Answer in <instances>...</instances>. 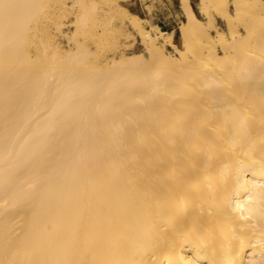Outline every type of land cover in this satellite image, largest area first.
Listing matches in <instances>:
<instances>
[{"label":"bare ground","instance_id":"bare-ground-1","mask_svg":"<svg viewBox=\"0 0 264 264\" xmlns=\"http://www.w3.org/2000/svg\"><path fill=\"white\" fill-rule=\"evenodd\" d=\"M140 1L0 0V264H264V0Z\"/></svg>","mask_w":264,"mask_h":264},{"label":"rangeland","instance_id":"rangeland-1","mask_svg":"<svg viewBox=\"0 0 264 264\" xmlns=\"http://www.w3.org/2000/svg\"><path fill=\"white\" fill-rule=\"evenodd\" d=\"M134 2V3H133ZM131 3H133L135 6L132 8L133 12H137V14H139L142 17H145L144 14H147V11L145 9V6L142 4V2L140 0H131ZM136 7V8H135ZM178 13H181V10L179 9V7L177 8ZM146 12V13H145ZM156 18L160 21V22H164L166 23V19L164 18V16L159 15L158 17L156 16ZM179 25V20L176 19L175 17H173L171 19V24H170V30L172 28L176 29L177 34H176V42L179 43L180 42V38H179V32L177 30V27ZM172 26V27H171Z\"/></svg>","mask_w":264,"mask_h":264}]
</instances>
